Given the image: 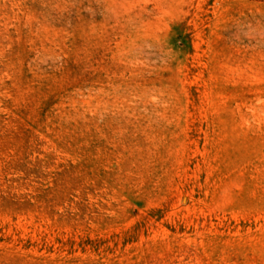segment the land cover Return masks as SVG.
Instances as JSON below:
<instances>
[{
  "label": "rangeland",
  "instance_id": "1",
  "mask_svg": "<svg viewBox=\"0 0 264 264\" xmlns=\"http://www.w3.org/2000/svg\"><path fill=\"white\" fill-rule=\"evenodd\" d=\"M0 264H264V0H0Z\"/></svg>",
  "mask_w": 264,
  "mask_h": 264
}]
</instances>
